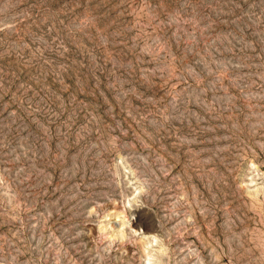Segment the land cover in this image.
I'll return each instance as SVG.
<instances>
[{"label": "rangeland", "instance_id": "rangeland-1", "mask_svg": "<svg viewBox=\"0 0 264 264\" xmlns=\"http://www.w3.org/2000/svg\"><path fill=\"white\" fill-rule=\"evenodd\" d=\"M0 264H264V0H0Z\"/></svg>", "mask_w": 264, "mask_h": 264}]
</instances>
